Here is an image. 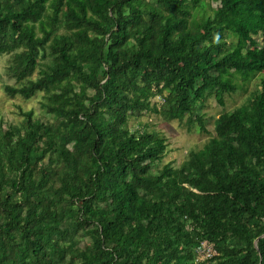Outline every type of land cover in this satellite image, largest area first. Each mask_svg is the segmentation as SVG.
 I'll return each instance as SVG.
<instances>
[{
    "label": "trees",
    "instance_id": "1",
    "mask_svg": "<svg viewBox=\"0 0 264 264\" xmlns=\"http://www.w3.org/2000/svg\"><path fill=\"white\" fill-rule=\"evenodd\" d=\"M200 1L0 0L4 93L48 117L0 122V264H264V0ZM146 113L210 139L159 169Z\"/></svg>",
    "mask_w": 264,
    "mask_h": 264
},
{
    "label": "rangeland",
    "instance_id": "2",
    "mask_svg": "<svg viewBox=\"0 0 264 264\" xmlns=\"http://www.w3.org/2000/svg\"><path fill=\"white\" fill-rule=\"evenodd\" d=\"M211 0H201L196 9L201 12V15L209 11L206 3ZM213 7H217V3H212ZM9 57L0 56V122L3 128L6 129L10 125H20L23 121L21 117L22 111L33 110L36 117L46 121L48 117L41 111L40 102L42 95H38L30 101H25L21 98L10 99L3 90L4 85L14 84V80L6 74ZM259 77L251 81L247 85H243L242 81L238 83V91L225 99V106H221L219 101L215 98H210L206 101L202 114L205 116L207 130L214 135V122L224 112H229L237 107L247 103L257 88ZM153 103L160 105L161 100L156 98ZM129 127L131 131L146 129L162 134L168 141L169 152L165 159L160 163L159 169H162L167 164H172L173 167H179L188 154L193 150L203 148L205 143L210 139V135L204 134L199 130V127H189L187 119L185 122L179 121L167 122L160 116L153 113H146L143 116L132 119ZM202 260V259H201Z\"/></svg>",
    "mask_w": 264,
    "mask_h": 264
},
{
    "label": "built area",
    "instance_id": "3",
    "mask_svg": "<svg viewBox=\"0 0 264 264\" xmlns=\"http://www.w3.org/2000/svg\"><path fill=\"white\" fill-rule=\"evenodd\" d=\"M197 254L199 256V259L202 260L211 259L214 256L218 255L217 251L207 241H204L200 244V246L197 248Z\"/></svg>",
    "mask_w": 264,
    "mask_h": 264
}]
</instances>
